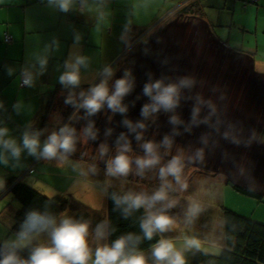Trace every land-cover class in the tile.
<instances>
[{
	"label": "crops",
	"instance_id": "1",
	"mask_svg": "<svg viewBox=\"0 0 264 264\" xmlns=\"http://www.w3.org/2000/svg\"><path fill=\"white\" fill-rule=\"evenodd\" d=\"M193 24L201 27L203 36L210 43L237 61V78H246L250 84L245 87L240 86L239 82L237 84V137L243 130V121L249 120L250 140L262 143L264 125L259 124L262 119L259 117L262 116L259 107L264 109V86L260 88L258 80L264 82V0H72L68 11L61 10L57 0H0V130H5L0 139L14 141L20 149L19 155L13 154L15 160L7 164L5 171L13 172L16 176L21 165L30 164L28 168L32 167L38 155L24 146L25 134L37 139L45 134L47 140L48 135L43 132V127L63 122L66 117L68 119L72 113L84 108L80 105L82 87H88V83L97 79L102 72L107 71L106 77H110L106 84L109 96L115 92L117 80L126 81L128 91L117 107V110L124 109L122 114L125 120L130 117L126 112L144 111L146 105L149 106L147 118L155 119L162 105L154 100L149 101L146 86L160 82V89L152 88L156 96L165 87L174 85H168L167 77L164 76L163 81L155 70L161 60L160 51L156 50L152 67L146 71L143 64L146 63L147 52L160 48L162 38L158 41L155 33L166 26L174 27L173 30L181 29L175 38L176 44L190 46L192 54ZM5 35L11 36L10 44L4 42ZM81 60L83 62H79ZM189 60L192 62L191 56H185L183 63ZM71 71L78 74L79 82L76 84L61 80L64 74ZM185 71L188 75L187 66ZM22 75L30 79L26 88L19 87ZM152 76L160 79L151 80ZM259 93L263 95L260 99ZM74 101L76 105H73L70 115L65 114L66 106ZM188 102L185 105L191 104ZM49 103L50 111L44 117ZM154 105L155 111L152 108ZM132 121L134 124V118ZM76 129L73 124L64 133L73 138L75 146L71 151L59 149L57 155L50 158L51 166L44 164L39 168L37 163L33 166L31 174L35 177L32 181L37 182L38 186L42 184L46 191L38 190L43 194V191L51 192L54 195L50 197H53L63 190L65 180L57 179L52 171L56 161H60L63 169L65 165L71 168L62 175L67 173L75 177L80 174V135ZM5 153L13 152L0 145V156ZM126 156L129 158L130 155ZM260 158H264V155ZM261 167L264 169V164ZM134 170L130 167L129 172ZM55 180L59 184L55 185ZM135 190L132 189L131 194ZM107 197H104L98 210L74 201L77 206L87 208L93 214L102 212L106 217ZM187 209L186 202V213ZM15 211L8 216L10 231ZM65 213H68L67 218H73L77 210H67ZM1 220L3 217L0 213ZM56 223L58 225L59 220ZM99 231L102 235L90 231L86 237L92 257L97 247L106 245L107 226ZM41 233L37 239V234L32 236L31 239L35 237L39 242L34 241V245L50 246L48 232Z\"/></svg>",
	"mask_w": 264,
	"mask_h": 264
},
{
	"label": "rangeland",
	"instance_id": "2",
	"mask_svg": "<svg viewBox=\"0 0 264 264\" xmlns=\"http://www.w3.org/2000/svg\"><path fill=\"white\" fill-rule=\"evenodd\" d=\"M192 27L194 33L192 54L190 46H177L176 44L175 38L181 33V29L173 30L174 27L166 26L155 33L158 41L162 38L160 48L156 47L154 50H150L151 52H147L146 63L143 64L146 71L152 67V58L156 50L160 51L161 60L155 70L160 73L161 78L163 77V81L164 76L167 77L168 85L172 84L176 88L173 98L177 103H174L170 108L162 105V109L157 112L155 119L149 120L143 110H135L126 112V115L129 114L130 117L125 120L123 112L117 108L111 110L105 100L101 108L94 113L87 107L82 108L83 106H81L82 109L72 113L68 119L66 117L67 120L54 122L49 127L44 126L42 130L48 135V139L45 140V134L39 136L36 151L38 158L33 162L32 167L28 168L30 164L21 165L16 176L12 174L13 172L5 171L7 164L15 160L13 153H5L0 156L2 170L0 213L3 217V220L0 221V243L4 247L13 249L14 243L19 238L8 227L10 225L7 222L8 216L17 209L18 204L12 193H9V189L5 190L6 179L20 180L34 188L45 190L42 188V184L38 186L37 182L32 181L35 177L31 174L33 166L36 163L39 168L44 164L52 165L51 157L43 154L44 145L53 133L62 135L64 133L61 130H69L73 124L77 128L76 132L80 135L78 145L81 150L82 167L78 172L80 174L75 177L67 173L62 175L63 172L71 168L69 165H65L63 169L60 161H56L52 171L56 174L57 179H62V182L65 180L62 184L63 190L56 193L77 200L95 210L101 208L109 189H118L129 194L135 188L148 190L141 183L136 184L137 180L146 185L151 180L159 181L157 176L135 171L138 168L136 160L148 156L143 147L146 143L153 144L152 155L159 158V163L156 164L159 169L155 168V174L160 172V168L167 165L174 157L180 158L183 165L181 184L187 185L182 191L186 193L188 213L182 215V220H173V225L164 232V235L173 234L180 238L170 241L173 242L177 250L183 253L186 264H191L192 257L197 251L213 256L220 255L222 248L218 245V238L220 231L224 229L225 211L264 225V169L260 168L264 164V158H260L261 155H264V141L253 143L250 140L248 135L249 120L243 121L241 126L243 130L237 137V84L239 82L243 87L250 86V84L246 82V78L243 80L237 78V61L235 62L222 49L210 43L203 36L200 26L193 24ZM185 56H191L192 62L189 60L184 64ZM186 66L188 75L185 71ZM106 73L107 71L102 72L101 76L99 75L93 82H89L88 87L81 86L83 92L80 105H83L85 99L92 95V90L95 87L102 82L107 84L110 77H106ZM154 79L160 78L152 76L151 80ZM258 86L260 88L264 86L263 80H258ZM154 97L155 94L152 90L151 94H148L149 101L154 100ZM261 97L263 95L259 93L258 99ZM186 101H190L191 104L185 105ZM75 103L76 101L66 106L65 114L70 115ZM259 108V114L262 111V116H259L262 118L259 124L264 125V109L262 110V106ZM132 118H134V124ZM257 120L259 121V119ZM136 122L141 123L137 125ZM0 145L5 147L2 143ZM73 145L75 146L74 143ZM78 145L76 143V146ZM125 148L127 151L124 154L130 155V167L135 169L134 171L140 176V179H133V172H129L127 174L129 176L126 175L125 179V175H113L108 171L110 161ZM7 150L12 152L10 148ZM7 174L9 175L6 176ZM26 174L28 175L25 177ZM189 178L190 181L187 183L186 180ZM170 181L171 179L167 181L169 187L174 188L179 185L177 193L180 196L183 193L181 184H174ZM227 181L249 189L259 196L239 192L226 185ZM53 183L59 184L58 180ZM164 183L165 181L160 180V186ZM45 191L43 192L48 197L54 195V193ZM190 206H198L199 212L194 216L189 215ZM181 208L184 207L181 206ZM65 212L57 219L59 222L61 219L67 218L68 213ZM186 235L190 239L197 235L205 239H194L199 243V248H188L185 243L188 239L184 238ZM39 236L37 234L36 239ZM36 239L35 237L31 239L27 247L34 245V241L39 243ZM27 247L18 249L22 250ZM94 259L95 256L91 257L89 264H92Z\"/></svg>",
	"mask_w": 264,
	"mask_h": 264
},
{
	"label": "clouds",
	"instance_id": "3",
	"mask_svg": "<svg viewBox=\"0 0 264 264\" xmlns=\"http://www.w3.org/2000/svg\"><path fill=\"white\" fill-rule=\"evenodd\" d=\"M61 10L68 11L72 0H57ZM79 62H83L82 60ZM62 81L72 84L79 82L77 72L71 71L61 77ZM30 83V81H25ZM160 89L161 84L157 82L155 85H148L145 92L151 94L152 88ZM128 91V86L124 79L116 81L115 92L109 96L106 84L102 82L100 85L92 90V95L85 99L83 107H87L91 112L98 111L102 103L107 100L108 106L116 109L120 104V98ZM176 91L175 86H168L163 91L155 96L153 99L160 105L171 107L174 103L173 95ZM149 106H145L146 113ZM153 111L156 106H152ZM123 111L124 109H120ZM67 129H62L61 132H67ZM5 130H0V137H3ZM6 148L12 149L14 155H19L20 149L15 145L14 141H5L0 139ZM24 146L27 147L31 153H36L38 146V139L29 137L27 134L23 140ZM73 147V138L71 135L62 134L57 135L53 133L48 142L44 145L43 154L47 157H54L57 155L59 149H64L65 152L71 151ZM148 156L147 158H138L137 165L143 169L152 167L159 163V158L152 155L154 146L152 143L143 145ZM127 148L121 151L108 165L109 173L116 175H127L130 171V160L124 154ZM183 165L179 157H174L167 165L160 168V178L165 181L159 190L154 192L151 196L145 194H127L124 197H114L116 204H127L128 209H139L144 207L147 211L146 218L141 223V228L147 239H151L155 232H166L173 225V218L166 215L164 209L155 212L151 209L158 203L168 199L167 188L169 187L166 178L172 176L178 184H181V173ZM182 188H186V184H181ZM172 203H168L167 207H172ZM128 209H125L127 212ZM198 206H190L189 215H196L199 212ZM88 224L76 222L71 218H63L57 225L54 218L47 215H40L36 212L29 214L27 220L22 225V231L19 234L18 241L14 243L12 251L7 252L3 259H0V264H88L92 257L91 250L87 242ZM41 232H48L51 237V245H39L32 248L28 259H20L15 249L27 247L31 242V234H39ZM98 235H102L97 230ZM188 248H199V243L194 239L186 240ZM127 239L121 237L116 240L114 244L109 247H97L95 250V259L92 264H146V259L142 253H127L125 251ZM152 256L157 261V264H186L184 255L177 250L176 246L170 240H160L152 249Z\"/></svg>",
	"mask_w": 264,
	"mask_h": 264
},
{
	"label": "trees",
	"instance_id": "4",
	"mask_svg": "<svg viewBox=\"0 0 264 264\" xmlns=\"http://www.w3.org/2000/svg\"><path fill=\"white\" fill-rule=\"evenodd\" d=\"M50 111V103L45 112ZM157 165L152 167L141 169L139 166L135 170L142 174H150L157 176L159 181L148 183L147 185L138 181L142 185L146 186V189H137L134 194H145L151 196L154 192L159 190L160 186V172L154 173ZM133 171V179H140V176ZM185 171V170H184ZM147 172V173H146ZM183 178V176H181ZM171 179V183L177 184L172 176L166 178L167 181ZM190 178L186 180L188 183ZM226 185L231 186L235 190L251 196H259L249 189L243 188L238 185H234L231 182H226ZM174 187V186H173ZM175 188V189H174ZM172 188L170 186L168 190V199L163 202H158L151 211L164 209L166 215H169L173 220H182V215L185 214L186 193H177L179 185ZM9 189L14 199L17 201L18 207L13 216V224L11 226V232L19 237L22 231V225L27 220L29 214L36 212L40 215H47L57 220L65 211H76L73 215V219L76 222L88 224V234L90 231H97L107 226V239L106 245L111 247L114 242L121 237L127 239V245L125 251L127 253H142L146 259V264H157V261L152 256V249L160 240H177V235L169 234L164 235V232H155L151 239H147L141 228L142 221L147 216V211L144 207L139 209H128L127 204L117 205L114 197H124L127 193H123L118 189H109L107 197V210L106 217L101 213L93 214L87 208L77 206L74 200L64 195H55L48 197L38 189L29 186L22 181H15L12 178H7L5 181V190ZM168 203H172V207H167ZM184 207V208H181ZM125 209H128L126 212ZM224 229L220 231V237L218 238V245L222 248L219 256L209 255L201 251L194 253L191 264H264V225L252 222L249 219L239 217L230 211L224 212L223 217ZM209 232V231H208ZM33 233L31 235H34ZM199 236V237H198ZM190 239L188 235L184 237ZM180 239V238H179ZM193 239L204 240L205 238L197 235ZM210 242L211 239H208ZM215 243V242H212ZM36 245H31L26 249H15L20 259H28L32 248ZM0 243V259H3L4 255L12 251Z\"/></svg>",
	"mask_w": 264,
	"mask_h": 264
},
{
	"label": "built area",
	"instance_id": "5",
	"mask_svg": "<svg viewBox=\"0 0 264 264\" xmlns=\"http://www.w3.org/2000/svg\"><path fill=\"white\" fill-rule=\"evenodd\" d=\"M4 42L6 44H10L12 42V38L9 35H5ZM25 81H30V79L26 75H22L20 81H19V87L20 88H26L29 83H26Z\"/></svg>",
	"mask_w": 264,
	"mask_h": 264
}]
</instances>
